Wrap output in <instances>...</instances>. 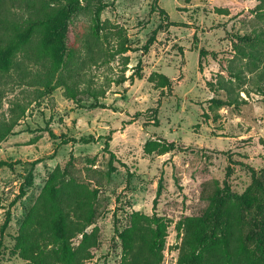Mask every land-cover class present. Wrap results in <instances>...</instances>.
I'll return each mask as SVG.
<instances>
[{"label":"rangeland","instance_id":"374dc122","mask_svg":"<svg viewBox=\"0 0 264 264\" xmlns=\"http://www.w3.org/2000/svg\"><path fill=\"white\" fill-rule=\"evenodd\" d=\"M98 2L106 39L88 34L95 9L73 22L82 64L75 97L30 79L37 67L19 57L1 74L0 120L15 103L26 105L0 141V160L12 162L0 166L2 242L11 243L58 166L74 178L70 188L95 193L87 230L96 225L100 241L87 264H118L115 229L134 210L169 221L161 264H176L178 219L203 211L214 180L240 193L250 181L247 165H264V42H245L264 32V8L259 0H80ZM120 42L126 50L115 54ZM158 74L172 80L170 88L155 83ZM109 133L113 168L103 149ZM149 140L172 146L148 152Z\"/></svg>","mask_w":264,"mask_h":264},{"label":"trees","instance_id":"16d2710c","mask_svg":"<svg viewBox=\"0 0 264 264\" xmlns=\"http://www.w3.org/2000/svg\"><path fill=\"white\" fill-rule=\"evenodd\" d=\"M259 1L264 8V0ZM86 5H81L80 0H0V80L1 74L12 70L19 57L37 67L30 79L41 80L47 88L53 82L62 85L68 97H75L82 64L75 62L80 48L74 20L82 10L93 8L96 11H88L94 15L89 36L96 42L108 37V32H102L108 21L99 19L103 5L99 2ZM254 34L253 38H245L246 44L264 42L262 30ZM125 50L120 42L114 53ZM23 75L26 77L27 72ZM154 80L161 88H170L172 82L164 74H158ZM15 104L11 116L0 120V141L25 113L26 105ZM48 132L55 137L51 130ZM110 140V133L104 136L103 149L109 154V165L113 168L115 154L110 149ZM171 146L149 140L145 149L164 153ZM3 165L11 166L12 162L0 160V166ZM247 166L251 177L242 192L230 191L214 180L203 211L178 219L175 227L181 240L176 247V264H264V165ZM73 180L66 168L57 166L35 201L24 209L19 227L11 234L7 246L2 242L6 223H0V264L4 258L19 259L22 264H87L93 258V249L100 241L99 230L96 225L87 228L96 219L95 193L80 186L70 188ZM168 227L169 221L161 215L132 211L128 224L115 229L121 242L118 264H161ZM77 235L80 238L74 243Z\"/></svg>","mask_w":264,"mask_h":264}]
</instances>
